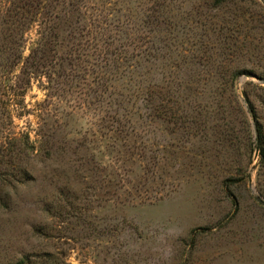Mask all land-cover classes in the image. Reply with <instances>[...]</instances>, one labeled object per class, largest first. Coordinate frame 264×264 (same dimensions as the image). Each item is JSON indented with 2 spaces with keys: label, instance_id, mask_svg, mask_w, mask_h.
<instances>
[{
  "label": "rangeland",
  "instance_id": "rangeland-1",
  "mask_svg": "<svg viewBox=\"0 0 264 264\" xmlns=\"http://www.w3.org/2000/svg\"><path fill=\"white\" fill-rule=\"evenodd\" d=\"M259 144L263 0H0V264H264Z\"/></svg>",
  "mask_w": 264,
  "mask_h": 264
},
{
  "label": "trees",
  "instance_id": "trees-1",
  "mask_svg": "<svg viewBox=\"0 0 264 264\" xmlns=\"http://www.w3.org/2000/svg\"><path fill=\"white\" fill-rule=\"evenodd\" d=\"M41 2V1H40ZM39 2V3H40ZM263 2H264V0H263ZM40 5H42V4H40ZM258 142H261V134H259V139H258ZM259 150H260V154L262 155V157H264V148L261 146V144H259ZM58 264V263H57Z\"/></svg>",
  "mask_w": 264,
  "mask_h": 264
}]
</instances>
